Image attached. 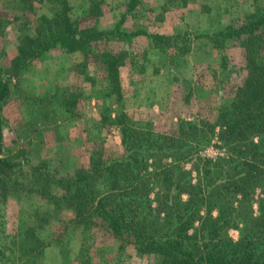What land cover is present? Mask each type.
Segmentation results:
<instances>
[{
	"label": "trees",
	"instance_id": "1",
	"mask_svg": "<svg viewBox=\"0 0 264 264\" xmlns=\"http://www.w3.org/2000/svg\"><path fill=\"white\" fill-rule=\"evenodd\" d=\"M19 1L30 6L35 0ZM48 1L59 7L52 16L38 17L33 34L21 36L17 68L22 73L59 46L67 52L83 53L84 60L77 65L87 69L88 52L93 49V62L105 72L101 121L118 128L123 154L91 159L86 171L72 174H60L46 161L31 164L26 172L17 161L25 153L22 147L11 156H0V264H43L45 249L54 242L55 234L41 224L21 220L16 233L7 229V198L25 189L47 199L55 209L71 211V223L91 227L100 222L121 247L132 246L137 254L155 257L159 264H264V5L252 0L251 13L198 36L217 50L224 51L230 42L243 48L237 84L229 95L221 89L222 79L234 71L224 53L210 67L215 77L216 73L225 76L214 86L211 97L200 93L201 99L208 100L203 115L180 119L174 132L161 133L150 121L133 119L123 110L121 67L125 53L100 46L142 32L123 27L141 0H124L120 18L110 29H100L98 19L93 26L79 27L69 16L68 0ZM90 2L89 12L98 18L101 0ZM148 36L167 66L169 81L180 80L174 59L188 53L189 47L176 35ZM85 69L77 71L68 85L49 84L41 95L24 93L26 102L40 104L43 119L56 112L79 119L80 104L89 99L84 84L96 86L95 78ZM8 94L9 87L0 78V103ZM113 106H118L114 113ZM215 128L227 149V162L198 156ZM1 138L0 121V148ZM189 160H193L194 179L184 167ZM28 175L29 187L24 179ZM258 188L263 193L255 211ZM153 190L150 200L147 194ZM236 194L239 199L233 205ZM240 221L248 225V233L239 243L231 244L227 230Z\"/></svg>",
	"mask_w": 264,
	"mask_h": 264
},
{
	"label": "rangeland",
	"instance_id": "2",
	"mask_svg": "<svg viewBox=\"0 0 264 264\" xmlns=\"http://www.w3.org/2000/svg\"><path fill=\"white\" fill-rule=\"evenodd\" d=\"M258 1L264 5V0ZM123 2L101 0V15L96 18L89 12L90 0H68L69 16L79 27L93 26L98 19L100 29H110L120 18ZM58 7L48 0H35L30 6H23L19 0H0V78L9 87L7 98L0 103V156H11L19 147L24 148V155L17 161L26 172L31 164L40 161H46L49 168L60 174L84 172L91 159L107 160L123 154L118 128L101 121L100 92L105 85V72L93 62V49L88 52L87 69H84L95 78L96 86L84 84L89 99L80 104L79 119L56 112L45 116L48 120H44L42 106L28 104L25 100L24 93L41 95L49 84L68 85L77 71L84 70L77 65L83 62V53L67 52L59 46L30 63L22 73L17 68L15 57L21 36L33 34L38 17L52 16ZM252 11V0H189L187 4L179 0H141L137 10L127 15L123 27L142 32L129 40L114 39L100 45L125 53V64L121 67L123 110L133 119L150 121L155 131L174 132L180 119L191 120L203 115L202 109L208 100L201 96L205 93L211 97L214 86L225 76L216 73L215 77L210 66L224 53L234 65V71L222 79L221 89L227 95L232 94L241 73L243 48L230 42L224 51L217 50L207 39L198 36ZM152 33L176 35L189 47L188 53L174 59V71L180 75V80L169 81L167 66L150 42L148 34ZM170 51L175 55L174 50ZM117 107L113 106V113ZM217 132L215 128L212 139L201 147L198 156L213 160L220 157L227 162V149L218 140ZM193 160L187 161L184 167L194 179ZM145 169L149 170L148 166ZM24 179L29 187V175ZM263 189L258 188L254 193L255 211ZM154 191L147 194L148 199L154 198ZM238 199L236 194L233 205H237ZM5 213L7 229L12 233L17 232L20 221L24 220L41 224L47 232L55 234L53 244L45 249L43 264H84L88 258L90 262L85 264H159L155 257L137 254L132 246L121 247L120 241L100 222L91 227L69 222L71 211L55 209L47 199L27 189L7 198ZM248 229V225L240 221L237 227L227 230L226 236L231 244L239 243Z\"/></svg>",
	"mask_w": 264,
	"mask_h": 264
},
{
	"label": "built area",
	"instance_id": "3",
	"mask_svg": "<svg viewBox=\"0 0 264 264\" xmlns=\"http://www.w3.org/2000/svg\"><path fill=\"white\" fill-rule=\"evenodd\" d=\"M223 154V152L222 153H220V155H222Z\"/></svg>",
	"mask_w": 264,
	"mask_h": 264
}]
</instances>
